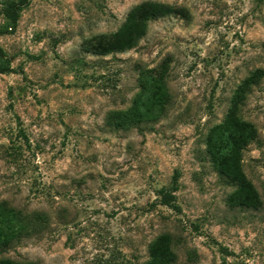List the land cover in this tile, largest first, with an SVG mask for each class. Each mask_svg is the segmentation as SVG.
I'll use <instances>...</instances> for the list:
<instances>
[{"label":"rangeland","instance_id":"rangeland-1","mask_svg":"<svg viewBox=\"0 0 264 264\" xmlns=\"http://www.w3.org/2000/svg\"><path fill=\"white\" fill-rule=\"evenodd\" d=\"M146 1L185 8L190 20H154L123 53L83 49ZM10 2L0 0V49L15 71L0 74V203L46 224L0 260L149 264L167 236L172 264H264V76L241 92L236 113L256 131L240 165L258 209L230 204L236 188L206 145L237 89L264 72V0H31L4 33ZM164 60L165 114L141 131L109 127L108 113L131 106L140 71ZM174 175L179 212L157 201Z\"/></svg>","mask_w":264,"mask_h":264},{"label":"trees","instance_id":"trees-1","mask_svg":"<svg viewBox=\"0 0 264 264\" xmlns=\"http://www.w3.org/2000/svg\"><path fill=\"white\" fill-rule=\"evenodd\" d=\"M31 0H18L2 4L1 14L11 25L4 33L11 32L18 23L20 12ZM168 16H178L185 21L190 20L187 9L156 3L143 2L133 7L127 14L123 25L115 33L96 36L83 43V49L95 56H107L131 50L146 34L148 24L154 20ZM0 74H11L9 59L0 49ZM169 63L164 60L157 69L141 70L138 77V92L131 106L125 111L108 113L106 124L114 130L129 131L140 129L159 120L166 112L170 103V95L166 86ZM264 72L256 71L237 89L232 107L224 122L214 127L207 136V153L218 172L235 189L230 204L236 207L258 209L261 202L258 194L244 177L240 165L242 149L256 140V131L248 123L242 122L236 116L238 106L244 99L242 91L249 90L256 84ZM141 131V129H140ZM177 191V175L173 176L168 189L158 191V204L179 212L174 193ZM38 212L22 213L14 208L0 203V250H5L22 237L32 236L38 232L39 224L45 226L46 221ZM40 225V226H41ZM40 228V227H39ZM168 237L163 236L150 248L149 264H172L175 257L168 246ZM0 264H34L18 263L11 260H0Z\"/></svg>","mask_w":264,"mask_h":264}]
</instances>
